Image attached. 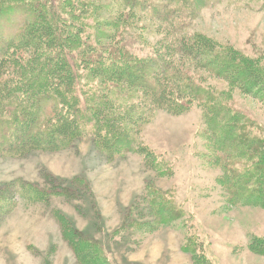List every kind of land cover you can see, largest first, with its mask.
<instances>
[{"label": "rangeland", "instance_id": "obj_1", "mask_svg": "<svg viewBox=\"0 0 264 264\" xmlns=\"http://www.w3.org/2000/svg\"><path fill=\"white\" fill-rule=\"evenodd\" d=\"M89 1L116 31L132 37L131 59L113 49L109 64L128 69V60L155 50L173 64V73L189 77L185 83L195 93L174 95L181 99L172 108L144 116L143 99L135 102L122 87L106 89L119 95L111 99L122 101L125 123L136 122L130 148L113 150L105 134L96 140L92 122L84 120L92 95L83 70L78 92L65 96L69 108H85L80 134L59 141L54 124L45 123L27 149L0 152V264H264V207L244 201L231 184L257 171L264 190V96L242 92L235 83L245 86L246 73L264 79V0H205L210 2L197 6L191 19L183 13L177 26H185L177 32L122 0ZM149 1L169 9L168 1ZM11 18L13 26H22V18ZM16 55L2 65L3 90L20 75L14 67L4 71ZM132 106L130 117L125 110ZM211 110L221 113L218 119ZM233 117L247 136L237 150L242 153L230 159L215 151L209 129ZM1 136L0 143L20 140ZM256 178L252 190L261 188Z\"/></svg>", "mask_w": 264, "mask_h": 264}, {"label": "trees", "instance_id": "obj_2", "mask_svg": "<svg viewBox=\"0 0 264 264\" xmlns=\"http://www.w3.org/2000/svg\"><path fill=\"white\" fill-rule=\"evenodd\" d=\"M165 1L169 2V9L149 0H122L124 6L130 10L146 13L151 19L163 23L170 22L175 32L183 30L185 26V22L177 26L182 21L180 17L182 18L184 12H188V17L191 19V14L195 12L197 6H205L210 2L205 0ZM176 7L180 8L179 11ZM99 13L100 10L89 0H0V73L3 71L2 65L8 64L6 62L11 58L9 56L17 52L9 68L4 67V71L11 72L14 67L20 74L9 83V89L3 90L0 87V141L3 134L8 138H20V140L13 145L9 144L10 139L0 143V152L13 153L12 151H16L14 147L18 148L17 150L27 149L29 146H26L32 142L36 130L45 123L54 124L51 127L59 141L69 143L74 135L80 134L85 108L80 103L69 108L65 96L69 93L72 96L78 92L80 83L78 77L82 78L83 70L88 72L90 88L87 92L92 95L89 97V103L86 102L88 111L91 113L88 119L84 118V120L88 123L92 122L90 124H92L95 138L99 136V133L105 134L104 138L108 140L113 150L116 147L126 150L130 148V144L135 141L132 131L136 122L134 124L130 120L131 127L129 123H125L120 106L122 104H119L122 101L117 105L111 98L117 100L119 95L116 91L112 93L109 90L113 91L122 87L129 95H134L130 97L136 99L135 102L143 99L146 103L144 116H150L157 109L172 108L181 99H173L174 95L182 97L180 96L182 94L195 93V91L191 92L192 83H185L189 77L177 75V71L173 73V64L167 62L169 61L167 59L163 60L162 56H159L160 52L155 50L154 55L149 57L128 60V66L131 65L128 69L119 70L117 65L109 64L111 63L109 52L113 49L122 57H131L129 47L132 37L125 31H116L115 23L111 25L103 19V16H99ZM12 16L17 19L22 18V26H13ZM174 17L177 18L174 20ZM58 29L62 30L61 35L55 34L58 33ZM85 38L88 41L85 42ZM104 40H107L108 44L103 43ZM30 48L33 50H29ZM179 50L185 53L184 50L180 48ZM188 51L192 52L194 49L189 46ZM169 53L172 52L169 51ZM71 66H74L73 73L69 72ZM105 67L108 68L104 69ZM104 73L111 75L109 80L111 84L104 82L106 78ZM238 74L240 76L241 72ZM238 74H234L233 78H237ZM243 78L248 87L246 84L245 86L240 84V80L235 82L237 86L240 85L242 92L258 98L264 96L263 78L254 73H246ZM168 84H173L174 88L170 90ZM182 85H184V91H181ZM141 88L148 94H143L144 92L139 90ZM143 95L146 97L144 98ZM200 96L199 92L194 95L197 98ZM57 107H61L65 112L57 115ZM133 107L125 110L128 116L133 115ZM137 111L139 112L138 107ZM210 112L216 119L221 114L215 115L212 110ZM52 116H56L55 120H50ZM233 118L234 122L230 124L229 121L232 122ZM233 118H229L228 121L220 118L223 124L219 123L211 131L209 129V137L218 144L214 145L215 151L227 153L226 157L229 156L230 159L239 156L240 151L237 150L245 147V136H247L245 126L236 123L235 117ZM214 122L218 121L214 120ZM40 123L42 124L37 127ZM221 125L223 126L220 128ZM43 132L47 134L46 129ZM36 136L39 137V135ZM45 148L57 147L46 145ZM253 173L246 176L242 184L235 179H232L231 184L239 186L241 191L239 195L244 201L264 207V190L259 185V180L262 178H256L257 171ZM253 178H256L257 188L261 186L259 190L249 188Z\"/></svg>", "mask_w": 264, "mask_h": 264}]
</instances>
